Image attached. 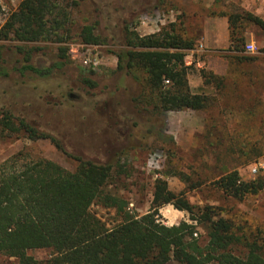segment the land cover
I'll return each instance as SVG.
<instances>
[{
    "label": "rangeland",
    "instance_id": "obj_1",
    "mask_svg": "<svg viewBox=\"0 0 264 264\" xmlns=\"http://www.w3.org/2000/svg\"><path fill=\"white\" fill-rule=\"evenodd\" d=\"M21 1L0 0V28ZM77 1L78 5L70 9L71 23L67 25L65 42L49 40L28 45L33 49L30 63L39 68L55 62L59 47H68L65 53L68 64L50 75L19 73L22 57L12 50L18 42L0 40L8 73L0 78V110L23 118L39 133L51 137L31 140L24 132L0 136V163L25 148L32 155L48 158L68 169L76 166V157L101 163L118 160L129 173L114 176L110 187L129 201L131 211L140 214L148 211L154 179L164 177L171 190L185 189L191 203L221 205L225 208L223 214L235 224L246 226L247 231L259 227L264 237V191L235 200L222 197L211 184L212 177L224 169L235 167L241 179L252 180L264 168V31L251 22H243L239 30L244 42L232 51L228 24V45L215 52L226 62L224 74H216L224 77L223 83L219 89L212 83L216 92L209 95L214 100L203 111L205 130L193 134V146L188 145L184 133L175 131L167 115L162 132L179 137L180 143L173 147L153 133H145L141 117L129 111L134 84L116 71V55L123 47L124 21L135 22L134 29L140 35L159 32L177 21L180 32L196 37L194 47L186 53L193 51V57L187 58L186 63L185 55V63L214 73L206 66L205 57L210 52L204 47L205 20L218 17L227 20L219 12L241 11L264 19V0H161L156 8L157 0ZM83 24H94L95 33L104 43H81L78 31ZM208 37L212 38L211 32ZM248 43L254 45L251 52L245 49ZM238 54L252 59L238 61L235 57ZM199 62L201 65L195 66ZM80 69L95 72L90 76L95 81L94 87L81 82ZM135 121L139 123L133 125ZM168 170H180L191 179L184 183L177 176H164ZM195 181L202 183L188 189L187 185ZM91 211L107 226L119 220L113 208L92 204ZM159 213L166 225L188 220V213H181L170 204L162 206ZM197 235L204 244L207 238L201 226H197ZM49 253L47 249L31 251L38 264H45ZM14 262L13 258L0 255V263ZM167 264L177 263L170 260Z\"/></svg>",
    "mask_w": 264,
    "mask_h": 264
},
{
    "label": "trees",
    "instance_id": "obj_2",
    "mask_svg": "<svg viewBox=\"0 0 264 264\" xmlns=\"http://www.w3.org/2000/svg\"><path fill=\"white\" fill-rule=\"evenodd\" d=\"M157 2L155 8L162 1ZM77 5V0H22L6 18L0 40L18 42L12 50L22 57L19 73L31 71L47 76L68 64V47L61 46L52 65L35 67L30 63L33 49L28 45L49 40L65 42L70 9ZM219 15L227 16L232 51L244 42L239 30L243 22L264 31V19L249 11ZM123 23V47L116 55V71L134 84L129 111L141 117L145 133H153L175 147L173 136L162 132L166 113L204 111L214 100L208 94L193 93L188 76L198 73L204 84L214 83L217 89L224 77L185 63L184 57L194 47L196 37L180 32L179 22L147 35L134 29L135 22ZM78 36L84 44L105 41L95 33L94 24L80 26ZM235 57L238 61L252 59L242 54ZM79 72L81 82L95 86L90 78L95 74L92 69ZM7 74L0 45V78ZM19 132L31 140L51 138L23 118L0 110V136ZM76 161V166L68 169L25 148L0 163V255L13 258L14 264H38L31 251L39 249L50 252L45 264H167L170 260L177 264H264L261 228L247 231L246 226L225 216L221 205L193 204L185 189L175 192L164 177H156L148 211L136 213L128 208L129 201L110 187L114 176L129 173L118 160L101 163L76 157ZM167 175L177 176L184 183L191 179L180 170H168L164 173ZM201 183L190 182L187 187L194 189ZM211 184L222 197L242 200L264 191V168L252 180L241 179L235 167L224 169L212 177ZM92 204L113 208L119 220L107 226L91 211ZM166 204L188 213V220L166 225L159 213ZM197 226L204 229V244L197 235Z\"/></svg>",
    "mask_w": 264,
    "mask_h": 264
},
{
    "label": "crops",
    "instance_id": "obj_3",
    "mask_svg": "<svg viewBox=\"0 0 264 264\" xmlns=\"http://www.w3.org/2000/svg\"><path fill=\"white\" fill-rule=\"evenodd\" d=\"M205 21L207 27L204 31V34L207 37V33L211 32L212 36V38L208 37V39L205 37L204 41V47L206 48V51L210 52V54L205 57L206 66L210 68L215 74L221 75L224 74L226 69V62H224L223 58L218 54L215 55V52L217 48H225L228 45V23L225 17L207 18ZM192 53L193 51L186 55V61L187 58L190 59V57H193ZM186 63H188V61ZM202 63L205 64V61L203 60ZM200 65L201 62L195 64V66ZM188 83L193 93L214 95L216 92L212 83L205 85L203 83V79L195 73H192L188 76ZM166 115L172 120V125H174L175 131L178 134H185L184 138L186 139V142H189L188 145L193 146V134L201 133L205 130L206 114L202 110L169 111L166 113ZM178 138L174 136L176 143H180L181 141L180 138ZM178 211L181 213L183 212L180 210Z\"/></svg>",
    "mask_w": 264,
    "mask_h": 264
},
{
    "label": "built area",
    "instance_id": "obj_4",
    "mask_svg": "<svg viewBox=\"0 0 264 264\" xmlns=\"http://www.w3.org/2000/svg\"><path fill=\"white\" fill-rule=\"evenodd\" d=\"M2 9H4V8H2ZM245 49H246V51L251 52L254 49V45L252 43L245 44ZM165 82H168V80H165ZM253 171H255V168L253 169ZM194 235H196V233H194Z\"/></svg>",
    "mask_w": 264,
    "mask_h": 264
}]
</instances>
